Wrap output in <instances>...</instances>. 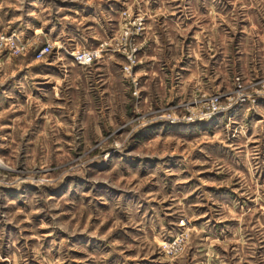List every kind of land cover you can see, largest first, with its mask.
<instances>
[{"label": "rangeland", "instance_id": "obj_1", "mask_svg": "<svg viewBox=\"0 0 264 264\" xmlns=\"http://www.w3.org/2000/svg\"><path fill=\"white\" fill-rule=\"evenodd\" d=\"M225 3L230 59L168 87L144 55L157 0H0L25 41L0 48V264H264V0ZM47 40L37 59L63 51L70 74L17 93ZM77 47L107 66L95 88Z\"/></svg>", "mask_w": 264, "mask_h": 264}, {"label": "crops", "instance_id": "obj_2", "mask_svg": "<svg viewBox=\"0 0 264 264\" xmlns=\"http://www.w3.org/2000/svg\"><path fill=\"white\" fill-rule=\"evenodd\" d=\"M226 1L157 0V7L150 8L154 14L147 19L144 29L148 40L144 55L147 65H151L150 71H148V74L151 73L149 77L155 76L156 73L153 72H157L156 70L160 68L168 81V87L177 83L179 85L180 78L186 81L193 79L196 82L198 80H195L197 73L195 75L191 71L199 65V68L208 71L207 75L204 72L201 75V80L207 81L209 73L212 71L213 61H221L223 55L230 59L229 54H227V36L230 27L227 21ZM66 43L68 44L67 41ZM35 48V46H31L30 51L34 52ZM60 54L52 53L42 59H37L33 53L31 56H18L17 77L13 78L12 83L17 93L27 94L25 90L27 84L30 93H33L38 86L43 88L44 84L53 80L54 76L57 78L59 75L60 78H65L69 75L71 70L70 61L67 58L69 56H65L63 51ZM95 61L97 60L92 58L88 62H92V67L91 64L87 65L89 67L85 71L82 70L84 73H80L83 78L80 84L84 90L95 88L97 86L95 82L103 77L107 78V69L103 70L101 67L106 68L107 66L102 61L94 65ZM153 64L158 65V67H152ZM209 64L211 65L209 66L210 70L208 69ZM181 68L183 69L181 70ZM156 81V84L163 89L164 85L160 84L159 78ZM32 89L34 90L31 91ZM172 210L168 208L162 212V215H170ZM193 217H199V214ZM189 257L194 260V253L189 252ZM176 261L174 264H179V261H182L181 264H186V258L181 257ZM164 264L172 263L169 261Z\"/></svg>", "mask_w": 264, "mask_h": 264}, {"label": "built area", "instance_id": "obj_3", "mask_svg": "<svg viewBox=\"0 0 264 264\" xmlns=\"http://www.w3.org/2000/svg\"><path fill=\"white\" fill-rule=\"evenodd\" d=\"M140 22V15L136 14L131 17L126 18V26H134V24H137ZM25 47V41L20 39L17 35V33L14 30H8L0 27V48L7 50L8 52H20ZM52 50V45L50 41H45L41 45L37 46L34 50V56L35 57H42L46 53L50 52ZM98 51L95 48H83V47H77L72 50V56L73 58L80 62V63H88L92 58H94L97 55ZM216 94L212 95L211 97H208L203 102L205 111L203 113H212L216 110L221 109L224 105L220 106H213V100L216 101L217 98L215 97ZM215 97V98H214ZM214 98V99H212ZM176 237L174 238L171 243H166L165 246L172 247L173 249L176 248L177 244L179 245V242L176 241ZM181 237H178V240H180Z\"/></svg>", "mask_w": 264, "mask_h": 264}]
</instances>
